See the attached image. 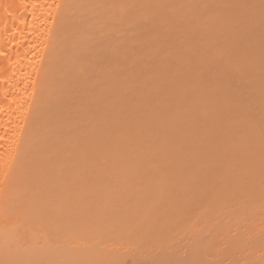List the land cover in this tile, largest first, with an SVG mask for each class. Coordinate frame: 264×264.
I'll return each mask as SVG.
<instances>
[{"label":"bare ground","instance_id":"1","mask_svg":"<svg viewBox=\"0 0 264 264\" xmlns=\"http://www.w3.org/2000/svg\"><path fill=\"white\" fill-rule=\"evenodd\" d=\"M87 1L0 0V264H128L127 259L129 264H264L262 101L261 115L251 112L257 102H240L227 85L234 69L228 64L227 71L224 53L223 60L217 56L222 64L201 75L207 81L192 74L178 83L172 74L170 82L166 71L164 82L157 77L166 85L159 82L163 87L152 92L138 79L140 70L133 69L138 65L132 61L128 67L123 58L122 68L137 71L138 76L130 73L138 79L131 78L132 84L146 91L129 86L125 75L121 83L117 73L119 81L108 88L110 77L104 80L106 72L100 73L110 64L102 57L106 48L98 46L104 54L95 48L101 51L96 54L95 41L90 45L85 42L90 37L80 36L84 19L89 22L86 10L94 18L99 14L90 10L94 0ZM90 51L106 59L99 71V60L91 57L97 63L90 65L92 74L102 75L100 88L94 75L83 76L91 73ZM240 84L250 88L249 95L254 91L252 84ZM68 226L78 227L79 235L68 233ZM119 228L130 240L136 237L133 248L126 247L125 237L115 239Z\"/></svg>","mask_w":264,"mask_h":264},{"label":"rangeland","instance_id":"2","mask_svg":"<svg viewBox=\"0 0 264 264\" xmlns=\"http://www.w3.org/2000/svg\"><path fill=\"white\" fill-rule=\"evenodd\" d=\"M112 1L116 5H114L112 3L110 4L111 0H109V3H108V1L107 2H103L101 0L100 1L99 0H94L95 4L94 3L92 4V3H90L91 1H89V4H91L90 6H92V7H90V10H91V8H93L95 10H98L97 12L99 14L104 12L102 14L103 17H101L102 15L99 16V14L96 15V13H95V16H97V18L92 17L94 13H92V10L89 11V9L87 8L88 10H86L85 14L87 13V11L89 13L90 12L91 13L90 14L87 13L88 17H84V18H88L89 22H86V19H84L85 20V29L81 30V33H83V35H80V36H82L83 38L84 37H88V38L90 37V39L92 38V41L90 39H86L85 42H87V40H89V42H87V43H90V45L92 44L93 41L98 43L97 44V43L93 42L94 44H92V47H93L94 50H95V48H98L102 52L100 50H98V49H97L98 51L95 50L96 51L95 52L91 48V50L94 51V53H96V54L98 53L99 54V52H101V53L104 54L102 48H104V49L106 48L104 50V51H106L105 53H107V54L110 53L109 56L110 55L111 56L109 57L106 54V55H102V57L107 56L108 58L105 57L106 59H109V58L111 59V57L114 55L113 58H112L113 61H114V58L116 56L118 58L117 61L119 62L118 63L116 61V59H115V61L117 63L114 64L109 59V60H107V61H109L107 64H109V63L110 64L106 66V64H104V63H106V62H104V61H106L105 58L101 59L100 56L98 58L96 56V54L93 53L94 55H92L91 51H90L91 52V56H89V57H87L88 56L87 55L88 52L85 53L87 55L86 59L88 58L87 59L88 62H89V59L91 61V57L93 58L94 56H95V59L97 57L96 60H99L98 64L94 63L93 60L90 62L89 68H88L89 70L87 69V71H89L88 73H90L91 69H93V68H90V65L92 63L93 64H92L91 67H97V65L101 66V67H97V69L99 68V71H100V69L103 68L102 66H106V67H104L106 69H107L108 66H111V67L108 68L109 70H106V69L101 70L102 72H100V73H103V71H104V73L106 72L105 74H107V76H105V77H103L104 75L103 76L100 75L99 78H98V76L97 77L95 76V73L92 74V71H91L90 75H83V76H91V74H92V76L94 75L93 77H96V82H97V83L95 82V84L93 83L94 85L97 86L98 83H102L103 84V82H101V81H103L102 78H104V80H106L105 78H107L109 76L111 82L108 81L107 83H110V84H107L104 81V85L107 84L108 88H109L108 85H110V88H112L113 86H116L115 80L119 79L117 77L118 74H119L120 82L122 83V81L124 80L123 77L126 76L127 79L124 80V81H126V83L128 82L127 84H129V86H130L132 84V82H131L132 79H135V78H133L135 75L133 76L132 74H130L131 71L133 73L137 74L136 72L138 71V69L141 72L142 68H143V70H144V68H146L147 72L145 73L146 69L142 73L139 72L140 78H138V77L137 78L140 79L141 84H143L144 81L146 83H148V84H146V86L149 87V88L146 87V89H147V91H146L145 88H144L145 86L144 87L139 86L140 84H138V83H137V85L140 87L139 89H142L143 91L145 90L146 92H152V91H156V89L159 87V84L161 83V81H163V79L167 78V76L169 77V80H170V76H172V74L176 75V77H177L176 78L177 79L176 82H178V83L179 82L182 83L181 80H183V79H184L183 82L186 81L187 79L189 80V77L192 74H193V76H195V77H197L199 79L201 77H204V76H201V75H203V72H204L205 75H207L208 74L207 72H209V69H213V67L217 65V64L215 65V63H218V64L221 63L222 64V61L221 62H219V61L221 60L220 57H222V60H223V57H224L223 53H224L226 56H225L223 61L226 60V62H227V63L225 62L226 66L229 64V67H232L234 69V70L230 69L229 70L230 72H229L228 71L229 67L227 66V71H228V73H230V75H229L230 79H228V77H227L228 81H230V82L227 81V85H230V86L233 85L234 91L237 94L240 95V98H241L240 102H243V104H244V101H246V100H249L250 102H253V104H256L255 102H257L258 105L260 104V102L258 103V101H262V103L260 105H261V107L264 106V99H263V97L262 98L260 97L261 94H262V96L264 94V70H262V69H264V58H263L264 57V38H263V36H264V0H115V1L112 0ZM120 1H123V2H120ZM100 2H102V3H100ZM101 4H103L105 6L102 7ZM94 5L96 7H94ZM100 6L102 7L101 8V12H99V9H98V8H100ZM93 12H95V11H93ZM188 28H190V29H188ZM84 30L87 32V33H85V34H87L85 36H84V32H82ZM107 33H109V34L112 33L111 37ZM259 33L260 34L262 33V34L260 35ZM106 34H107L108 37H106ZM250 36L252 38H255V36H256V38L252 40L250 38ZM259 37H260V39H259ZM109 38H111V39L109 40ZM114 38H115L116 41H114ZM242 38H246V40L245 39L242 40ZM227 39L229 40V42H227L228 41ZM111 40L114 41V43H112ZM230 40H233V41H230ZM241 41H243V42H241ZM254 41L256 42V44H254ZM115 42L116 43L118 42L117 46L115 45L116 47L114 46V44H116ZM123 42L126 43V44H124ZM251 42H253V44ZM102 43H104V45H105V43L106 44L109 43L110 45L107 44V45H105L103 47ZM142 43H143V45H142ZM239 43L242 44V45H239ZM122 44H124V45L122 46ZM138 44H140L139 47H138ZM145 44L148 45V46H146ZM158 44H159L160 47H157ZM209 44H210V46H209ZM201 45H202V47H201ZM225 45H226V48L224 49ZM234 45H236V46H234ZM85 46H86V44H85ZM98 46H101L102 48H100ZM142 46L143 47L145 46L144 49H142L143 48ZM204 46L205 47L208 46V47L214 49V51L213 50L211 51L210 48H209L210 52H208V50H207L208 48L206 47L207 49L204 50V48H203ZM88 47H90V46H88ZM88 47H85V48L89 49ZM120 47H121V49H120ZM198 47L200 49L203 48V49H201L202 51ZM233 47H234V49H233ZM243 47L245 49L247 48V50L245 51ZM117 48H119V50ZM216 48H218L219 50L216 49ZM240 48H241V51H240L241 53L239 52ZM146 49H147V51H146ZM226 49H227V51H225L226 52L225 53L224 50H226ZM138 50L139 51L142 50V52H139V53L143 56L142 58L144 59V63L148 61L147 62L148 64L141 63V62H143L142 58H139L141 55L139 53L135 52V51H138ZM255 50H257V51H255ZM206 51L208 52L207 54H206ZM134 52L136 54H134ZM212 52H213V54H212ZM227 52H228V56L233 57L235 55V60L233 59L234 57L233 58L227 57ZM242 52H243L244 55L242 54ZM250 52H252L251 54H253V55H251ZM127 53H128V55H127ZM203 53H205V54H203ZM214 53H217V55L215 54L216 58H215ZM238 53H240V56H239ZM245 53L246 54L249 53L248 54L249 58L245 57V56H247ZM241 54L243 55V58H242L243 60L241 59V57H242ZM133 55H135V56H133ZM148 55H149V57H148ZM187 55L188 56L192 55L193 58H192V56L187 57ZM213 55H214V60H217V61H213V59L211 58V57H213ZM261 55H262V57H260ZM136 56H138V58ZM217 56H218V58H220V60H218ZM236 56L239 59H241V61ZM252 56H253L254 59L253 58L250 59V57H252ZM147 57H148V60H147ZM119 58L120 59L122 58L121 59L122 62L119 61L120 60ZM123 58L126 59V61H125L126 63L125 64L126 65L128 64L127 65L128 67H130V65H131L132 68H133V66L137 64L139 67L135 66L133 68L134 70H137V71L134 72V70L132 68H131L132 70L131 69L130 70H125L124 68H122L124 66ZM127 58L130 60L131 63L128 62L129 60H127ZM189 58H190V60H189ZM95 59H94V61H95ZM187 59L190 62H188V63L185 62ZM194 59L197 60V63H199V65L196 64V66L198 65L197 67H199V68H197V67L194 68V66H195L194 65ZM245 59H247V60H245ZM150 60H152V61L154 60V61L153 62H149ZM85 61L86 60H84V62ZM132 61L134 62L133 63L134 65L132 64ZM174 61H178V63L177 62L175 63ZM88 62H85V63H87V65H83V68L88 66ZM101 62H103L102 65H101ZM237 62H238V64H236ZM254 62H255V64H254ZM154 63H155V65H154ZM239 63L241 65H239ZM252 63H253V65H251ZM94 64H97V65L94 66ZM112 64L114 66L115 65L116 66L112 67ZM118 64H120V67L118 66ZM142 64H143L144 67H142ZM172 64L174 66L171 67ZM175 64H178V66H176ZM200 64L202 65V67H201ZM256 64L258 66H260V68L256 69V67H257ZM149 65H150V67H149ZM152 65H154V67ZM167 65H169V66H167ZM180 66L183 67V68H181ZM111 68L113 69V71L115 70V72H113ZM121 68L124 69V70H122ZM192 69H194V70L196 69L197 72H196V70L194 71ZM250 69H251L250 78L252 77L251 81H250V78H249V74H247V72L250 71ZM148 70L150 72H152V73H148ZM255 70H258V72L255 71ZM127 71H129V72H127ZM166 71L169 74L165 73ZM210 71L212 72V70H210ZM85 72L86 71H84V73ZM93 72H94V70H93ZM96 72H98V71H96ZM161 72H163V73H161ZM231 72H235L236 75H232ZM244 72H245V74H244ZM116 73H117V76L115 75ZM160 73H161V75H160ZM164 73H165V75H163ZM180 73H182V74H180ZM255 73H259L260 74V77L258 76V78H260L259 80L255 77ZM141 74H142V77H141ZM166 74H168V75L166 76ZM113 75H114L115 78L113 77ZM128 75H129V77H128ZM101 76H102V78H101ZM136 76H138V74ZM144 76H146V78ZM164 76H165V78H164ZM243 76H244V79H246V80L243 79ZM112 77H113V80L115 79L114 81L111 80ZM157 77H159L161 79V81ZM179 77H180V79H179ZM128 78H129L130 83L128 81ZM143 78L145 80H143ZM174 78H171V79H174ZM206 78L208 79V76H206ZM241 78L243 80L240 81L239 79H241ZM97 79H99V80L102 79V80L99 82V80H97ZM121 79H122V81H121ZM138 79H135V81L138 80ZM146 79L152 81L153 84L151 85V83L147 82ZM192 79H194V78H192ZM204 79H200V81L201 80L204 81ZM237 79H238V82H237ZM188 80H187V82H188ZM195 80H196V78H195ZM112 81L115 84L111 85V83H113ZM135 81H134V83L136 84ZM166 81H165V83H166ZM242 81L243 82L246 81V82L242 84ZM155 82H156V84H155ZM170 82H171V80H170ZM195 82L197 83L198 81H195ZM247 82H248V84L250 86L252 84L253 87L252 86L251 87L254 90V91H252V94H254L253 96L256 99L252 98L253 97L252 94L249 95L250 88L247 91L246 86H243V88L246 89L245 90L243 88L240 89V87L237 85V83L238 84L241 83L240 85H244ZM118 83L119 82H117V84ZM126 83H125V85H126ZM134 83L131 85V87L135 85ZM209 83L213 84L212 81H210ZM209 83H208V85H210ZM228 83H230V84H228ZM258 83H259V86L257 87ZM93 84L91 83L92 86H93ZM167 84H169V82ZM202 84H204V82ZM99 85L100 84H98L99 88L102 87L101 85L100 86ZM137 85H135V86H137ZM164 85H166V84H164ZM198 85H200V84H198ZM254 85H256V86H254ZM126 86H127V89H128V85H126ZM161 86L163 87V85H161ZM200 86H197V87H200ZM103 88H104V86H103ZM133 88L135 89L136 87H133ZM133 88L132 89L129 88L128 91L133 90ZM211 88L212 87H210L209 89H211ZM238 88L240 90H238ZM244 90H245V92H248L247 93L248 95L244 94ZM257 90H258V92H257ZM139 91H141V90H139ZM139 91L136 90L135 93L138 94L137 92H139ZM200 91L202 92L204 90L201 89ZM240 91L244 95L241 94ZM260 91H262L261 94H260ZM256 93H257V96H256ZM135 97H136V95L134 96V98ZM257 98H259V99L261 98V99L259 100ZM136 100H134V101L136 102ZM134 101H132V102L135 103ZM241 104L242 103H240V106H241ZM243 104H242V106H245ZM250 104H248V106H250ZM260 105L258 107L256 106L257 107L256 109H258L260 107ZM251 106H252V104H251ZM251 106H250L249 110H251ZM254 107L252 108L253 111H251V112H255L256 114L258 113L259 115H261L262 114L261 107H260V109H258V111ZM246 108H247V106H246ZM255 117H252V118L256 119ZM258 118H259V116H258ZM38 227L41 228L42 224L40 226L38 225ZM125 227H127V225ZM125 227H123V228H125ZM130 227H131V225H130ZM68 228H69L68 230L71 231V232L67 231L68 233L75 234L76 231H78V229H76L78 227L75 228V227H72V226H68ZM110 228H112L111 230L115 229L112 226H110ZM133 229H129V230L133 231ZM66 230L67 229L64 226V232H66ZM93 230H90L91 234H93V232L97 231V230H94V231ZM136 230H135V234L137 233ZM125 231H128V229L125 230ZM89 232L85 231L86 234L91 235ZM122 232L123 231L120 230V228H119L118 233H116L115 236H114L115 239L117 237H119V240H120L121 237H122L121 239H123V237H125L124 241L126 243H124V244L127 245V243H128V245L126 247L129 248V249L133 248L135 246V243H136V240H135L136 237L131 235L132 236L131 237L132 240H130V237L128 238L127 233H126L127 236H124V234L121 235ZM132 233H134V231ZM78 235L75 234V236H78ZM95 237L97 238V235ZM97 239L99 240V238H97ZM162 242H163V240H162ZM177 242H179V241H177ZM117 243H119V241ZM130 244H132V246L133 245L134 246L132 247ZM169 244L174 245L173 242H169ZM160 245H161V243L159 242L158 246H160ZM119 247L122 250V251L118 250L119 253L124 252L123 250L126 249L125 247H122V246H119ZM160 247L157 248L158 251H160L159 250ZM170 249H172V248H170ZM170 249H169V251H170ZM153 250H155V252H156V249H153ZM118 251L115 250V252H117V253H118ZM147 251H150V249H148ZM128 262L130 263L129 259H127V263Z\"/></svg>","mask_w":264,"mask_h":264}]
</instances>
